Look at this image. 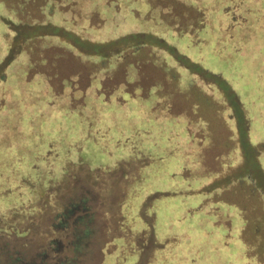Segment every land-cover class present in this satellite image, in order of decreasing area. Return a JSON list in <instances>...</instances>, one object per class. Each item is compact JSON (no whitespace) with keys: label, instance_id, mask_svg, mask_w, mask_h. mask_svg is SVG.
Masks as SVG:
<instances>
[{"label":"rangeland","instance_id":"rangeland-1","mask_svg":"<svg viewBox=\"0 0 264 264\" xmlns=\"http://www.w3.org/2000/svg\"><path fill=\"white\" fill-rule=\"evenodd\" d=\"M246 5L244 14L237 0H0V59L7 42L10 62L0 81V264H264V210L244 179L264 192V0ZM8 21L15 40L3 34ZM54 25L94 39L128 27L172 37L204 57L240 108L209 75L172 66L152 36L96 49L74 33L50 36ZM100 76L143 95L141 105L120 113L126 95L103 112L86 93ZM57 106L62 120L49 122Z\"/></svg>","mask_w":264,"mask_h":264},{"label":"trees","instance_id":"trees-1","mask_svg":"<svg viewBox=\"0 0 264 264\" xmlns=\"http://www.w3.org/2000/svg\"><path fill=\"white\" fill-rule=\"evenodd\" d=\"M204 1L206 2L207 0H204ZM205 5H206V3H205ZM239 5H240V0H237L238 8H240V11L245 14L246 8L248 7V5L242 6V7H239ZM233 7H236L235 2H234ZM10 24L13 25V23L9 22V21L7 24H5L6 29L3 32V34H6V35L8 34V36L10 37V41H11V35L13 36V40H15L17 37V31L18 30L13 31L12 28L10 29V26H11ZM17 25L18 24H15L12 27L17 26ZM235 25H237V24H234L233 26H235ZM222 28L225 29L224 26ZM49 33L53 34V35L49 34L50 36L61 35L60 37H62V38L65 37L66 34L73 35L72 33H74L76 35H73V36L78 40L79 43L89 42L90 44H95L93 46H95L96 49L98 48V46H102L104 44L111 45L113 49H117L118 51L123 50L122 47L124 46L125 41H132L133 46L135 48L138 45H140V42L142 40L141 35H143L144 38L147 36H152L153 40L155 42L157 41L160 44V47L162 46L161 48H158V49L162 52L165 60L166 59L169 60V62L171 63L172 66L178 65V66H180V67H182L188 71H190L193 68H196L203 75H209L210 77L215 79L218 82V84L223 86L229 92L231 99L233 98L234 105H236V107L240 108V106H239L240 103H239L238 97L234 93V91L232 90L231 86L223 78H221L220 75L215 74V73H211L209 68H207L204 64V57L201 56L198 52L193 53V52L186 50V48L183 45H181V44L178 45L172 37H169L167 35H164V34L162 35L161 33H157V32L152 31V30L143 31L142 29L137 30V29H134L133 27H128V29L122 30L119 33H108V34L102 36L101 38L99 37V38L94 39L93 37H90V36L86 37V36H83L81 34H78V33L74 32L73 30L72 31L68 30V28L63 27V25L52 26L51 32H49ZM20 37L21 38L23 37L24 39L26 38L25 34L20 36ZM55 39L57 40L58 38L56 37ZM3 45H4V50L8 51L7 42L3 43ZM7 51L2 56V58L0 59V66L4 65L2 67V69L0 70V81H2V82L8 76V74L5 73L6 72L5 68H6L7 64H9L10 62H8V60L7 61L4 60V58H6ZM96 52L97 51H95V53ZM121 55H122V53L117 55V56H113V57L117 58ZM16 57L17 56H15L14 58H16ZM99 57H100L99 59H104V57H101V56H99ZM3 61H4V63H3ZM95 79L96 80H94V82L91 83L90 87H88L86 93L88 94L87 97L90 98V100H92V101H100L101 100L102 105L97 106V107L100 108L103 112H105V109L102 107L104 104L106 105L105 107H107L109 104L111 107L115 104L119 105L120 103H121L120 105L122 106V102L124 101V96L131 95V93L128 90V87L126 88V85L124 83H116L113 85L114 87L113 86L106 87V85H105V83H107L106 82V76H100L99 78L95 77ZM93 92H95V93L92 94ZM155 95H152L151 98H148L150 101H152L150 103L154 104L153 106H155V110L152 109V111L159 110V108L157 106H159L163 102V100L161 98H158L157 95L156 96ZM141 96H143V95H139V94L135 95V96L131 95L130 101H129V103H127V104H130L131 107L126 106V108H125V105H127V104L123 103V107L121 108L120 113H124L123 111H127V110L133 109L137 106H140L141 105L140 104L141 98H142ZM143 98H145V97H143ZM51 100L54 102V97ZM102 101H104V103H102ZM116 106H114L112 108H116ZM62 108H64V107L63 106H61V107L57 106V107H52V108L47 107V109H48V113H47L48 121L50 122V121L54 120L55 117H58V119L62 120V112H61V114H59V111ZM123 108H125V109H123ZM142 108H144V105ZM55 110H56V112H58V114H53V115L49 114V113H55ZM139 113L141 116H143V110L141 112L139 111ZM156 116H157V114H154L153 117H156ZM119 117H121V116H119ZM144 117H145V115H144ZM161 119H163L162 116H161ZM157 120L162 121V120H160V118H157ZM116 122L117 121H115V123ZM242 122H243L242 126H241L242 140L247 144L248 147L250 146V147L254 148V146H252L250 141H248L247 134H246V131L244 128L245 124H244V121H242ZM79 131H80V127L78 129V135L74 139H75V141L77 140V141H80V143H83V140L85 138H83V140H82V137L80 136ZM103 136H105V134H103ZM79 147L81 148V146H79ZM255 160H256V164H257L258 168H260L261 174L264 176V167L261 166L259 161H257L258 159L256 157H255ZM244 177H245L244 179L249 181V183L257 190L262 208L264 210V192L261 189L255 187L254 180L249 178L248 175H246ZM67 213L69 214L70 211H68ZM187 229H189V225H187ZM187 229H185V231H187ZM200 232L203 233L202 231H200ZM222 235H223V237H225L227 239L229 238V234H227L226 232H223ZM223 244H226L225 240H223ZM190 257H191V255H190ZM42 260L43 259L38 260L40 264H43ZM50 263L54 264V260L51 261ZM59 264H61V263H59ZM62 264H66V262H62Z\"/></svg>","mask_w":264,"mask_h":264}]
</instances>
